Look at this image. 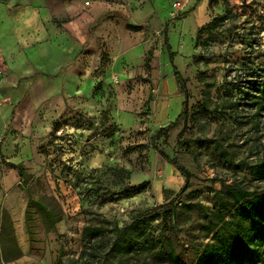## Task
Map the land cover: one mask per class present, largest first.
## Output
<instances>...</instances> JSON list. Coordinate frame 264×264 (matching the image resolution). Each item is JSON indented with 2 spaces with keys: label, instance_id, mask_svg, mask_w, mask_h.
<instances>
[{
  "label": "rangeland",
  "instance_id": "rangeland-1",
  "mask_svg": "<svg viewBox=\"0 0 264 264\" xmlns=\"http://www.w3.org/2000/svg\"><path fill=\"white\" fill-rule=\"evenodd\" d=\"M6 11L0 218L21 256L5 263L0 244V264H71L92 249L119 264H171L173 251L197 264L215 211L233 208L227 187L264 194V0H0ZM166 23L188 111L153 141L185 101ZM156 147L192 173L185 192ZM6 251L17 253L9 239ZM236 264H264V247Z\"/></svg>",
  "mask_w": 264,
  "mask_h": 264
},
{
  "label": "trees",
  "instance_id": "trees-1",
  "mask_svg": "<svg viewBox=\"0 0 264 264\" xmlns=\"http://www.w3.org/2000/svg\"><path fill=\"white\" fill-rule=\"evenodd\" d=\"M187 14L184 13V17ZM180 18V17H177ZM209 27H216V21H212ZM130 29H136L130 26ZM169 23L163 28L164 43L169 52L170 62L173 65L174 76L180 87L185 94L183 111L177 116V118L170 122L168 125L160 127L152 137L155 141L162 136H167L168 133L179 125L182 119H186L188 111L189 92L185 78L180 70L174 64L175 52L172 50V46L169 42L168 36ZM259 87V86H258ZM261 93V97L264 98V85L262 88H258ZM256 105H260L259 101L255 102ZM258 109H261L258 107ZM159 154L169 163L174 165L181 175L185 178V183L177 192L181 194L191 187L192 173L176 159L171 158L166 152L156 147ZM261 178L264 179V163L254 167ZM20 175H24L21 173ZM227 196L233 199V208L224 210V204L220 206L214 213L216 221H213L207 237L215 231L212 237L206 242L203 252L200 255L197 264H211L217 258L224 257L228 264H236L237 261L244 259H253L256 252H260L264 247V194L256 195L253 191H248L236 186L227 187ZM167 204L148 208L140 212L135 219L140 220L150 213L157 212L158 210L166 207ZM47 217L52 223H54V217L51 212L46 213ZM125 231V228L121 229L119 234L112 242V250H120L124 245L123 236L121 233ZM101 232L100 227H86L85 235L92 237ZM9 243L14 246L17 253L13 256L9 255L6 251V247ZM0 244L2 246V259L5 263H9L18 259L21 256L19 245L15 238L14 226L9 213L4 210L2 217L0 218ZM19 251V253H18ZM92 255L85 259L83 256L79 259H74L71 264H119L114 262L109 257V252H103L97 256V250L92 249ZM169 261L171 264H186L176 252L169 254Z\"/></svg>",
  "mask_w": 264,
  "mask_h": 264
},
{
  "label": "crops",
  "instance_id": "crops-1",
  "mask_svg": "<svg viewBox=\"0 0 264 264\" xmlns=\"http://www.w3.org/2000/svg\"><path fill=\"white\" fill-rule=\"evenodd\" d=\"M9 18H10V16H9L7 11L4 12V15L2 13H0V19H3L2 21H0V37L4 38L6 41H12V39H13L12 35H10V37L8 36L9 35L8 31H9V28H10L9 24L11 22V19H9ZM2 83H5V82L2 81ZM0 137H1V135H0Z\"/></svg>",
  "mask_w": 264,
  "mask_h": 264
}]
</instances>
